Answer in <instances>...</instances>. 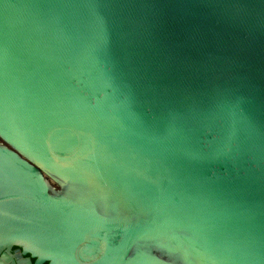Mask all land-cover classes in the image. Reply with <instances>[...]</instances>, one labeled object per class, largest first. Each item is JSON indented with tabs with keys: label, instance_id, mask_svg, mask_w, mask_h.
Instances as JSON below:
<instances>
[{
	"label": "water",
	"instance_id": "obj_1",
	"mask_svg": "<svg viewBox=\"0 0 264 264\" xmlns=\"http://www.w3.org/2000/svg\"><path fill=\"white\" fill-rule=\"evenodd\" d=\"M13 246L37 264H264V0H0Z\"/></svg>",
	"mask_w": 264,
	"mask_h": 264
},
{
	"label": "flooded vegetation",
	"instance_id": "obj_2",
	"mask_svg": "<svg viewBox=\"0 0 264 264\" xmlns=\"http://www.w3.org/2000/svg\"><path fill=\"white\" fill-rule=\"evenodd\" d=\"M26 259H29L30 264H37L36 259L29 253L24 252L22 247L13 246L5 254L0 251V264H26ZM43 264L46 263L44 262Z\"/></svg>",
	"mask_w": 264,
	"mask_h": 264
}]
</instances>
